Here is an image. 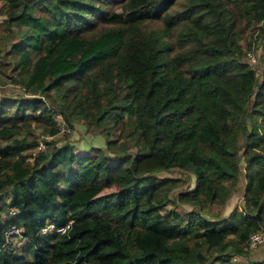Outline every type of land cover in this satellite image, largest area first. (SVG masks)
<instances>
[{
    "label": "trees",
    "instance_id": "16d2710c",
    "mask_svg": "<svg viewBox=\"0 0 264 264\" xmlns=\"http://www.w3.org/2000/svg\"><path fill=\"white\" fill-rule=\"evenodd\" d=\"M4 1L2 25L19 36L6 54L17 56L28 97H0V264H207L212 249L220 264H264L225 253H245L264 226V103L252 99L260 77L240 43L264 22V0H189L174 13L177 0ZM111 1L122 10L100 5ZM156 17L162 29L141 28ZM98 20L112 26L85 36ZM180 22L175 46L164 35ZM53 112L114 126L123 139L94 155H78L69 140L37 149L21 134L34 121L58 134ZM241 145L245 206L210 220L204 209L225 204L238 185ZM172 168L196 181L174 199L175 178L155 174ZM115 183L119 190L102 192ZM170 203L198 209L164 212ZM49 222L70 226L41 233ZM12 224L23 229L25 251L7 241Z\"/></svg>",
    "mask_w": 264,
    "mask_h": 264
},
{
    "label": "rangeland",
    "instance_id": "374dc122",
    "mask_svg": "<svg viewBox=\"0 0 264 264\" xmlns=\"http://www.w3.org/2000/svg\"><path fill=\"white\" fill-rule=\"evenodd\" d=\"M189 0H177L176 3L169 9L171 13H174L179 10H183L186 8ZM228 6L231 5V0H223ZM102 7L108 8L109 10L115 9L117 11H121V3L114 1L110 4H100ZM6 9V2L4 0H0V60L3 64L0 69V97H13V98H20V97H28L26 90L22 86L19 77L17 76V71L14 69V66L17 61V56L12 57L9 53L12 49V43L19 40V36L12 30H5L4 26L2 25L3 20L6 17L5 10ZM183 25V22H180L178 25L170 26L167 30L166 34L164 35L165 39L170 40L177 46L176 39L180 35V30ZM111 24H106L101 21H96L95 25L92 29L87 30L85 32V36H92L94 34H98L99 32L111 27ZM164 26V19L160 17L146 19L141 23V28L143 30L149 31L154 29H162ZM264 26V22L257 23L253 28L248 30L242 39H240V43L243 46V60L250 63L259 74V79L254 90L252 99L259 100V102L264 103V82L262 79V69L264 67V33L259 34L260 27ZM13 30L16 31V28L13 27ZM5 34V36H3ZM183 47H177L175 52L182 51ZM31 56L34 60L38 57V52L29 48ZM245 52V53H244ZM254 55L256 61H252L250 54ZM5 54V55H4ZM252 102L249 105L251 107ZM52 108V107H51ZM52 116L56 118L60 123V131L56 135H49L48 133L44 132V126L37 121H34L31 126V133L27 131L22 132V136L31 138H36L39 143L44 142L45 148L44 151H50L53 147V144L48 143L49 141L57 142L61 144L65 140H69L77 152L78 155H94L96 154V150L99 148H105L106 142L108 139H123L122 132L119 128L114 126H110L109 128L102 130L100 127H89L84 120L79 118H73L71 122H67L64 120L63 116L58 114L57 112H53ZM249 128L250 123L248 122ZM110 133V134H108ZM114 134V135H113ZM245 137L241 136V144H244ZM6 142L0 140V146L5 145ZM241 145L240 150V175L238 185L233 192V194L229 197L225 204H212L209 207L204 209V215L208 219H221L228 217L231 211L239 207L243 209L246 203L245 193H246V174H247V167H246V160L243 154L244 146ZM38 149V148H37ZM37 149L34 151L36 153ZM130 150L135 153L136 147L131 146ZM33 151H28L31 154ZM114 157V155H113ZM160 177H173L175 178V187L170 191V197L172 199L176 198V195L181 190H186L188 188L194 187L195 185V175L189 171L183 170L181 168H172L168 171H158L155 173ZM120 189L118 184H113L107 186L103 189V193H109L112 191H117ZM177 206V209L182 213H186L188 210L191 209H198L197 207L191 206L189 204H182L179 203L175 204H168L165 210ZM185 215V214H184ZM185 220H187V216L185 215ZM264 231V226L262 227ZM261 230V229H260ZM13 241L16 249L19 252L25 251L24 250V238L21 235H16L13 238ZM245 253L240 254L236 252V248L231 246L225 253L231 257V260L237 262H249L253 260H260L264 261V242L259 244V246L255 249H251L248 244L244 247ZM220 253L215 249L209 251L208 253V262L207 264H220V261L217 259V256Z\"/></svg>",
    "mask_w": 264,
    "mask_h": 264
},
{
    "label": "built area",
    "instance_id": "2783aa9c",
    "mask_svg": "<svg viewBox=\"0 0 264 264\" xmlns=\"http://www.w3.org/2000/svg\"><path fill=\"white\" fill-rule=\"evenodd\" d=\"M249 54L251 56L252 61H256L254 55H252L251 53ZM44 148H45V143L40 142L38 145V149L43 150ZM15 212H16L15 210H11L12 214H15ZM69 226H70V223L60 226V225H56L54 222H49L45 226L42 227L41 233H48L54 230L59 231V232H65ZM22 230L23 229L17 226L16 224H12L6 231L7 241L13 239L16 235H22ZM262 242H264V231L261 229L250 235L247 244L251 249H255Z\"/></svg>",
    "mask_w": 264,
    "mask_h": 264
}]
</instances>
